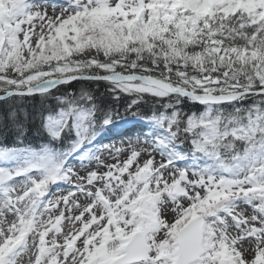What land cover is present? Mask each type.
<instances>
[{"label":"snow or ice","instance_id":"snow-or-ice-1","mask_svg":"<svg viewBox=\"0 0 264 264\" xmlns=\"http://www.w3.org/2000/svg\"><path fill=\"white\" fill-rule=\"evenodd\" d=\"M0 264H264V0H0Z\"/></svg>","mask_w":264,"mask_h":264},{"label":"rangeland","instance_id":"rangeland-1","mask_svg":"<svg viewBox=\"0 0 264 264\" xmlns=\"http://www.w3.org/2000/svg\"><path fill=\"white\" fill-rule=\"evenodd\" d=\"M131 132V131H130Z\"/></svg>","mask_w":264,"mask_h":264}]
</instances>
